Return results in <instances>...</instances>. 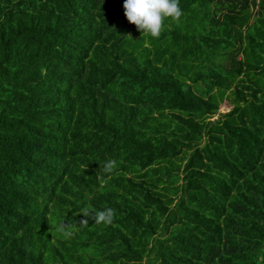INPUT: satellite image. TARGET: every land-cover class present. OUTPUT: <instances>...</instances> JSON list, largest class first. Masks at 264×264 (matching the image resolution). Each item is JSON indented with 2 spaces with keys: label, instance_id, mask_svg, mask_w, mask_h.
<instances>
[{
  "label": "trees",
  "instance_id": "obj_1",
  "mask_svg": "<svg viewBox=\"0 0 264 264\" xmlns=\"http://www.w3.org/2000/svg\"><path fill=\"white\" fill-rule=\"evenodd\" d=\"M122 4L0 0V264H264V0Z\"/></svg>",
  "mask_w": 264,
  "mask_h": 264
},
{
  "label": "clouds",
  "instance_id": "obj_2",
  "mask_svg": "<svg viewBox=\"0 0 264 264\" xmlns=\"http://www.w3.org/2000/svg\"><path fill=\"white\" fill-rule=\"evenodd\" d=\"M123 16L127 23L133 25L143 36L158 39L165 30V20L179 22L183 15L179 0H123ZM129 38L130 35L128 36ZM117 167V161L109 159L100 165L101 172L110 178ZM101 183L106 184L104 176L100 177ZM78 215L85 219L79 221V227H87L88 219H92L96 225H111L116 216V210L104 206L102 210H97L92 205L83 207ZM79 227L75 223H65L60 220L55 225V232L62 239L69 240L74 236L75 230Z\"/></svg>",
  "mask_w": 264,
  "mask_h": 264
},
{
  "label": "rangeland",
  "instance_id": "obj_3",
  "mask_svg": "<svg viewBox=\"0 0 264 264\" xmlns=\"http://www.w3.org/2000/svg\"><path fill=\"white\" fill-rule=\"evenodd\" d=\"M228 109H229V104H228L225 100H223V101L219 104V107H218L216 113H222V112L227 111ZM216 115H217V114L213 115V116L211 117V119H214Z\"/></svg>",
  "mask_w": 264,
  "mask_h": 264
}]
</instances>
